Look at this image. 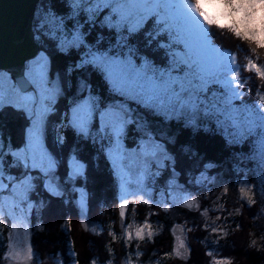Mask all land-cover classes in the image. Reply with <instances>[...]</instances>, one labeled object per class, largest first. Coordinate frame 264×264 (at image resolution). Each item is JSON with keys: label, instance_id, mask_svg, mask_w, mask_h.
I'll use <instances>...</instances> for the list:
<instances>
[{"label": "snow or ice", "instance_id": "snow-or-ice-1", "mask_svg": "<svg viewBox=\"0 0 264 264\" xmlns=\"http://www.w3.org/2000/svg\"><path fill=\"white\" fill-rule=\"evenodd\" d=\"M69 5L75 21L71 30L64 18L55 14H50L42 27L58 40L62 52L87 48L76 67L91 65L100 71L110 93L119 97L104 104L89 90L88 95L72 106L69 124L85 138L93 137L95 129L96 136L108 141L109 156L121 180V218L126 213L127 195H137L135 192L126 195L125 185L133 176L139 185L144 177L155 175L151 171L153 166L157 169L166 167L165 161L172 160L165 143L157 140L145 120L138 115L139 110L165 120L183 121L191 128H198L200 123H214L230 144H250L253 155L260 165H264V106L243 102L241 89L247 79L242 81L240 75L243 68L254 71L264 80V67L257 63L259 56L256 59L247 56L246 63L240 65L235 53L214 43L212 32L214 27L227 30L239 41L251 45V53L256 54L257 49H264V0H69ZM102 14L101 25L116 32L114 46L105 51L94 50L85 44L79 23L83 15L95 24ZM146 25L152 29L149 39L159 37L166 40L165 43L157 41L159 47L166 49L167 59L163 65L140 55L129 42L134 34L146 31ZM47 71L48 57L41 53L28 66L21 81L13 82L0 73V109L7 103L23 108L33 117L26 146L14 152L9 149L10 162L5 160L9 153L4 151L5 145L0 140V214L5 202L2 193L8 189L11 193L9 208L17 209L21 217L26 215V209L20 204L34 188L35 178L30 170L41 174L48 192L57 196L62 194L55 175L57 161L45 148L42 135L44 117L59 93L58 84L54 86L49 82ZM29 88L33 89L31 93ZM259 99L264 101V95ZM129 126L143 132V139L132 151L123 144ZM6 163L24 170L22 176H9L8 184L4 182ZM83 169L84 165L73 156L69 180L82 175ZM261 183L264 184V180ZM227 190L224 188L225 192ZM240 192L250 203L253 202L249 189L242 187ZM140 199L145 204L149 203L143 196ZM195 203L189 199L185 206L192 208ZM80 205L83 211V193ZM145 228H150V225L137 227L135 235L143 239ZM126 235L132 239L131 231ZM147 235L151 237L152 232L148 231ZM180 247H184L183 242ZM33 255L30 245L23 253L16 251L14 246L10 248V259L18 262L31 261ZM214 264L229 262L215 261Z\"/></svg>", "mask_w": 264, "mask_h": 264}, {"label": "trees", "instance_id": "trees-1", "mask_svg": "<svg viewBox=\"0 0 264 264\" xmlns=\"http://www.w3.org/2000/svg\"><path fill=\"white\" fill-rule=\"evenodd\" d=\"M50 14L63 17L69 30L72 23H75L71 17L69 0L37 1L31 22L33 38L39 46L38 52L48 57V71L51 78L57 80L61 90L60 99L50 108H54V111L47 113L44 118V144L48 152L60 161L57 164L61 170L67 171V162L65 165L63 161L68 153L75 155L84 165L83 176L76 179V182L81 183L77 186L86 194L85 212L90 227L84 228L81 224L79 210L73 203L74 193L67 191L60 196L46 194L44 201L39 198L37 201L38 180L35 178V187L28 193L34 201L27 216L31 226L29 244L34 253L31 264H89L90 261L92 264V260L101 263L112 260L118 264L127 258L138 264H211V255L223 258L229 264H264V250L256 252L250 242L253 241V225L257 223V213L261 206L258 199L251 203L240 200L231 205L228 198L221 194L219 197L223 206H212L214 214L211 213V218L215 225L218 223L216 227L209 226L206 217L198 218L201 217L198 207L189 209L176 205L171 206L172 210L166 211L152 201V204L128 202L125 216L121 218L115 176L104 153L106 140L96 136L95 129L93 137L85 138L78 134L69 124L70 117L67 113L71 101L88 95L89 90L104 104L118 100L119 97L110 93L100 71L91 65L76 67L87 48L60 51L58 40L48 34L47 28L42 27ZM104 14L95 24H91L83 15L79 20L85 44L94 50L105 51L114 46L116 41L115 30L101 25ZM145 28L146 31L141 30L130 37V44L139 50L140 55L147 56L157 65L165 64L166 49L159 47L157 41L165 43L166 40H160L159 37L149 39L152 29L150 25ZM212 32L214 43L235 53L240 65L246 63L247 56H252L253 59L259 56L257 63L264 67L263 51H257L254 55L250 47L227 30L214 27ZM0 70L10 75L7 70ZM240 75L242 81L247 79L241 89L244 92L243 102L264 106V101L259 99L260 95H264V80L254 71L243 68ZM138 115L145 120L157 140L165 143L168 154L172 157L170 164L166 161V167H155L152 171L155 175L149 176L148 182L154 195L163 192L167 180L173 176L185 189L201 192V207L207 208L212 195L195 183V179L202 173L208 177L219 178L226 184L238 178H249L248 173H254L255 162L251 158V145L230 144L214 123H200L198 128H191L183 121L165 120L144 110H139ZM25 122L21 110L7 104L0 109V139L5 145L6 153H9V149H19L24 144L25 136L20 128ZM139 139L138 128L129 126L124 138L125 146L132 148ZM5 160H12L10 153L5 156ZM17 169L6 163L5 172L9 176L17 177ZM65 176L61 175V182L65 180ZM173 219L179 223L182 221L181 224L187 229L184 232L190 233L187 237V260L184 261L171 255ZM142 222H150L155 226L156 231L151 237L131 240L125 238L123 225H138ZM8 231L7 224L0 225V264L9 263L5 252ZM210 250H213L211 255Z\"/></svg>", "mask_w": 264, "mask_h": 264}, {"label": "rangeland", "instance_id": "rangeland-1", "mask_svg": "<svg viewBox=\"0 0 264 264\" xmlns=\"http://www.w3.org/2000/svg\"><path fill=\"white\" fill-rule=\"evenodd\" d=\"M245 44L248 46V48L252 47L251 45H249L247 43H245ZM257 51H260L262 53V51L264 52V49H257ZM40 54H41V52H37L32 58H30L26 61L24 71L26 70V72H27L28 66ZM262 54L264 55V53H262ZM0 73H3L5 76L10 77V75H8L6 72L4 73L2 70H0ZM47 75H48L49 82L52 85L55 86L56 84H58L56 79L51 78L49 71H47ZM12 81L14 82L13 79H12ZM28 91L31 93L33 91V89L29 88ZM60 92H61V90L59 88V93L55 97V99L52 101L51 106H52V104H54L56 102L57 99L58 100L60 99ZM82 98H80V99H82ZM76 101H78V100H72L70 108L67 109L68 110L67 113L69 114V117H70L71 108ZM239 103H240V101H237V104H239ZM7 105L9 107H12V108L14 107L10 104H7ZM249 105H253V104H249ZM256 105H260V104H256ZM51 106H50V108H51ZM15 108H17V110H21V112H23V115H24L25 120H26L25 123H22L21 128H20V130L24 134L25 138H24V144L19 149H23L27 143L28 131L32 127L33 117H31L28 114V112L25 111L23 108H18V107H15ZM50 108H49V111L47 113L54 111L53 110L54 108L53 109H50ZM139 132H140V139L137 141V143L134 147L127 148L125 146L124 140H123L124 147L126 149H128L129 151L135 150L137 148V145L139 144V142L143 139V132L140 130H139ZM42 135H43V127H42ZM106 142H107V147L104 149V153H105L107 159L110 161L109 164H110L111 170L113 171L114 176H115L116 185L118 188V197H119V201L121 203L122 202V200H121V195H122L121 180L118 178L116 170L113 167L112 158L109 156V143L107 140H106ZM43 143H44V137H43ZM44 146H45V144H44ZM19 149H14V150H12V152L19 150ZM4 151L6 152V150H4ZM73 156H75V155L68 153L66 156V159L63 161V164H65V165H66L65 162H67V171L65 169H64V171L61 170V167L57 164V167L55 169V175L60 182V191L62 194H65V192H67V191L75 194V198L73 199L74 206L77 207V209L79 210L80 216H78V217L81 221V224L83 225L84 228H87V227H90V223L86 219L85 207L82 211L81 205H80L82 193L85 196V205H86V194L77 186L78 184H81V183L76 182V179H80V177L82 178L83 174L76 177L74 180H69V178H68V173L70 171V160ZM251 158L255 162V169H254V173L252 175H250L248 173V176L250 179L246 176L245 178L244 177L238 178V179L226 184V183L222 182L221 180H219V178H215V177H211V176L208 177L203 173L195 179V183L197 185H199L201 188L204 187L205 191H207L208 193H210L212 195L210 203H208L206 206L207 208L201 207V205H202V196H201L202 193L201 192L185 189L184 186L180 185L181 183L178 180H176L173 176L167 180L164 191L159 192L157 195H154V193L152 192V189L149 185L148 179H149L150 175L147 177H144L142 182L139 185L137 184L136 177L133 176L131 182L129 184L125 185V188H126L125 194L127 195V193H133V192L137 193V195H135V196L134 195H127L128 202H130V201L142 202L140 197L143 196V199L149 200L150 204H152L150 202V201H152L153 203L157 204L160 208L168 209V210H172L171 206H176V205L186 207L185 205L188 203L189 199L194 200L196 203L194 204V206L192 208L196 209L198 207L197 210L201 214V217H198V218L203 219L206 217L207 224L209 226L216 227V225H218V223H216V225H215L212 218H211L212 214H214V209L212 208V206H214V205H219V206L222 205L223 206V203H222L223 201L220 199L219 196L221 194H224V196H226V198H228L227 200H229L231 205L232 204L235 205V202L240 201V200L244 201L246 203H249L248 198L243 197L241 192H240V189L242 187L249 189L250 190L249 195L251 196V199L252 200L258 199V202H261V206L258 209L257 218H256L257 223L255 225H253L254 226L253 227V237L251 238V240L253 239V241H250L253 244L252 246L255 248V251L257 252L260 250H264V184L261 183V181L264 180V165L259 164L258 158L255 157L253 155V153L251 154ZM56 161L58 163H60L59 160H56ZM167 163L170 164V161H167ZM168 164H166V165H168ZM154 168H155V166L152 167L151 171H154ZM23 172H24V170L22 168H18L17 172H16L17 177L22 176ZM63 172H64V174H62ZM83 172H84V169H83ZM65 173L67 176H65ZM30 174L33 175V177L37 178V180H38L37 181V187H36L37 188V191H36L37 201H38V198H39V200L44 201L46 198L45 197L46 194H49L52 196H57V195H53L52 193L47 191V189L44 187V180H43L41 174L37 170H30ZM61 175L65 176V180H63V182L60 181ZM8 177H9V175L5 172V180H4L5 184L9 183ZM33 183H34V181H33ZM65 183H66V185H65ZM234 183H235V185H234ZM34 187H35V185H34ZM224 188L228 189L227 192L224 191ZM141 189H143V191H141ZM144 192H146L147 195H144ZM2 195L5 198V202H4V207H3V213L0 214V225L5 223L8 225V228H9V231H8L9 238H8V243H7V247L5 250V252L7 253L6 257L9 260L8 264H31V261L18 262L14 259H10L9 254H10V248L12 246L15 247L16 251L23 253L25 251L26 247L30 245L29 244V241H30L29 240V234H30L31 226L29 224L27 216H28L30 210L32 209L31 206L34 205V201L30 198V196L28 194L27 199L20 204V207L26 209V215L21 217V215L17 209H10L9 208V199L11 196L10 191L8 189H5L4 192L2 193ZM58 196H60V195H58ZM238 204H240V202ZM186 208H188V207H186ZM189 209H191V208H189ZM205 210H207L206 214H205ZM183 221H185V220H183ZM173 222H174V225H172V229H171V233L173 235L171 255L177 257L178 259H180V261H184V260H187V255H188L187 237H188V234H190V233L186 234L184 232V229H186V228H184L183 224H181L182 221H181V223H179L173 219ZM185 222H187V221H185ZM187 223L190 225L189 222H187ZM131 224H133V223H130V225H123V233L125 235V238H128L126 233L128 231H131L132 238L138 239L139 237H137L135 235V230L137 227H144L145 224L150 225V228H145L144 236L149 237L147 235L148 231H151L152 235L156 231L155 226L150 222H142L141 224H138V225H131ZM85 225H87V227H85ZM190 226H192V225H190ZM187 227H189V226H187ZM236 231H237V229H236ZM250 237H251V235H250ZM181 242H183L184 247H180ZM210 253H213V250H210ZM210 261H211V264H214L215 261H225V259L217 258L216 256L211 255ZM92 262H95V264H117V263L113 262L112 260H110V261L107 260L103 263L96 262L95 260H92ZM89 264H91V261L89 262ZM118 264H138V262H136L130 258H127V259H124L123 262L120 261Z\"/></svg>", "mask_w": 264, "mask_h": 264}, {"label": "water", "instance_id": "water-1", "mask_svg": "<svg viewBox=\"0 0 264 264\" xmlns=\"http://www.w3.org/2000/svg\"><path fill=\"white\" fill-rule=\"evenodd\" d=\"M38 0H0V69L15 82L24 79L25 63L39 50L31 22Z\"/></svg>", "mask_w": 264, "mask_h": 264}]
</instances>
